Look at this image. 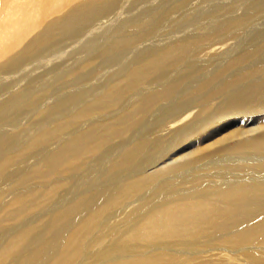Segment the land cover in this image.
Here are the masks:
<instances>
[{
    "label": "rangeland",
    "instance_id": "obj_1",
    "mask_svg": "<svg viewBox=\"0 0 264 264\" xmlns=\"http://www.w3.org/2000/svg\"><path fill=\"white\" fill-rule=\"evenodd\" d=\"M40 1L0 0V253L17 239L21 245L0 264L35 252L34 264L58 262L52 257L60 260L64 240L100 204L72 263L91 264L133 223L186 189L222 182L209 186L215 194L252 177L250 155L229 154L223 142L203 149L230 131L231 146L264 133V95L245 105L243 99L248 87L264 84V73L240 78L264 66V5L253 13L261 0H98V12H84L86 19L62 31L56 18L87 0H47L44 10ZM38 10L45 14L36 16ZM50 22L56 27L45 29ZM41 32L49 42L26 51ZM180 41L183 51H173L172 65L159 57ZM220 44L231 47L211 53ZM243 55L248 59L238 63ZM151 60L158 62L154 69ZM191 111L196 115L185 127L166 131ZM88 131L93 136L81 141L79 133ZM75 143L83 146L72 152ZM138 145L144 150L127 162ZM57 151L61 163L51 169ZM232 165L240 167L237 174ZM117 193L122 202L110 204ZM75 202L87 204L75 211ZM183 260L173 255L164 264Z\"/></svg>",
    "mask_w": 264,
    "mask_h": 264
},
{
    "label": "bare ground",
    "instance_id": "obj_2",
    "mask_svg": "<svg viewBox=\"0 0 264 264\" xmlns=\"http://www.w3.org/2000/svg\"><path fill=\"white\" fill-rule=\"evenodd\" d=\"M53 1H55V0H53ZM41 2L42 1H40V3ZM97 2H99V1L98 0H87L86 4L79 5L78 7L68 11L67 14H65L61 18H56L57 20L62 19V21L57 24L58 27H56L55 24H52L50 22L45 27V29L48 26H51V28H52L53 25L60 31L71 28L73 25L77 24L78 20L86 19L84 12H88V10L94 12L92 14H95L96 12H98L95 9H93L96 7L95 4ZM58 3H60V2H58ZM44 4L45 5L48 4L47 0H43V2L41 4V6H42L41 10H44V8L46 7ZM50 5H52V4H50ZM263 5H264L263 0H261L260 3H256L254 6V12L253 13L260 10L263 7ZM110 7H112V5ZM27 8H28V6H27ZM48 8L50 9V7H48ZM48 8H47V10H48ZM51 8H52V6H51ZM38 9H40V7ZM35 12L36 13L40 12L38 15L35 14L36 16H39V17H42V13L45 14L44 13L45 11L43 12V11L38 10ZM27 15H28V13H27ZM27 15H26V17H27ZM90 18H92V17H90ZM55 22H57V21L55 20ZM79 22H81V21H79ZM54 26H53V28H55ZM73 27H72V29H73ZM49 33H51V32H49ZM38 37L40 38L39 41H37V39H33V41L30 42V44L28 43L29 45L27 44L28 46H27L26 51L30 52V51H32V48H30V47L39 46V43H37V42H40V45H42L44 42L48 41V38L45 37V32L39 33ZM38 37H36V38H38ZM127 39H128V37L126 39H124V41L126 42ZM262 40L264 41V38H262ZM115 44H116V46L125 45V44L118 42V41ZM182 44H185V42L180 41L176 44H172L173 46H170V49L168 50L169 52H164L163 54H160L159 57L162 60H168L167 63L172 65V63L176 61V59H174V60L172 59L173 58L172 55L174 54L173 51L177 52V54L179 55L180 51H183V47L179 46ZM213 46H212V48L210 47V51L213 54L222 53L224 51H227L228 48L231 47L230 44H220V45H217L214 47ZM173 47H175V48H173ZM37 51H39V50H37ZM254 51L251 52V56H253V57L256 54L255 53L256 51L255 52ZM27 53L28 52H26V54ZM243 56H244V58L239 59L238 63H241V61H243V60H247L249 57V55H247L248 57H246L245 55H243ZM148 58L150 60L151 56H149ZM157 64H158L157 61L155 63H154V61H152V66L150 65L151 66L150 68L154 69L156 66H158ZM262 64H264V63H262ZM254 66H255V64H254ZM139 73L140 72H136V74H139ZM261 73H264V66H262V65L259 66V68H255V69H253V71H251L245 75H242L240 78L244 79L247 76L251 77V76H254L257 74H261ZM236 77L237 76H235V78ZM248 78L249 77H247V79ZM204 85H203V87H205ZM263 85L261 84V85L256 86L254 84V85H251L250 87L247 88V91H246L247 97L243 98L245 100L244 105L249 102L248 100H252L249 98H252L255 95H260V96L264 95V86ZM222 86H221V88H222ZM169 87H168L169 90L173 89L172 86L170 88ZM218 89L220 90V85H219ZM125 90H127V88ZM260 96H258V97H260ZM236 100H238V98L231 100V102H232L231 104L232 105L235 104ZM142 102L144 103V105L145 104L147 105L146 102H148V101L144 100ZM241 104L242 103H240V108H242ZM138 105H140V103ZM87 111H89V110H87ZM194 115H196V114H194V112L191 111L185 115H181V116L175 118L166 127L167 128L166 131H170L172 129L182 127V126L185 127V125L183 123L184 122L186 123L188 120L190 121L192 118H194ZM63 126H65V125L63 124L62 126L55 128L53 133H51V134L57 133V131H59V129ZM235 134L236 133L234 131H230L226 135L219 137L218 139H215V141L213 143L205 146V148L203 150L211 149L213 147V145H216L218 142H220L221 144H223V143L228 144L226 151L229 152V154L231 152L234 155L235 154L250 155L252 157V160H249L250 162H252L251 166H250V170L252 169L251 172L253 174L252 177L250 176L249 179H241L240 181H238L235 184H229V187H224V186L220 187L219 186V188L221 190L217 189L218 191L216 190L217 193H215V194H213L214 192L209 193V190H208L209 186H213V184H216V186H217L218 183H222V182H212L213 184H206L205 186H203L199 190L198 189L196 191L194 190V192L191 189H190L191 191L189 189H186L181 196H178L177 198L173 199L169 203L161 204L159 206H155L153 208V210H151L146 216L139 219L137 222L133 223L129 227V229L123 233L122 238L118 237L119 239L115 240L114 243H112L109 247H107V249H104L100 255L103 257L102 259L101 258H95L94 261H90V263L91 264H164V263H166L168 258H171V256H173V255H176V256H184L185 257V261L183 260V262H182L184 264H189L190 262H193V264H219V263H221V264H264V133L261 134L260 136L252 137L251 139H249L247 141H242V142L239 141V142H237V144H232V146H231V145H229V142L233 138L236 137V136H234ZM84 135L86 136L87 139H88V137L93 136L92 134H89V131H88V133L87 132L79 133L78 138H80L81 141H85V138L83 139V137H82ZM213 138H215V137H213ZM104 141H106V140H104ZM232 141H234V140H232ZM102 142H103V140H102ZM102 142H100V143L102 144ZM80 143H82V142H80ZM80 143H79V145H76V143L73 144V147H75V148L71 151L73 152L74 150L78 149V147H80L82 145V144L80 145ZM93 143H90V144H93ZM95 143H97V142H95ZM96 146H98V144ZM92 148H94V145L92 147H90V151L92 150ZM80 149H82V148H80ZM87 150H88V152H90L89 149H87ZM143 150H144V147L142 145H138L137 147L134 146V148L132 149L130 154H127V162H128V160H133L135 158L136 154H140V152H142ZM65 152L68 153L67 150H65ZM72 152H70V153H72ZM76 154H78V153H76ZM205 154H206V152H205ZM58 155H59V152L57 151L55 153V155L52 156V158L50 159V161L47 164V166H49V168L54 163H59V164L61 163L58 159ZM209 156H210V153L206 157H209ZM62 157H64V155ZM206 157H205V159H206ZM195 158L197 159L198 155L195 156ZM71 159H72V157L71 158L69 157V160H71ZM199 159H203V158L200 157ZM60 160L62 161L61 158H60ZM66 160H67V158H65V161ZM198 160L194 161V162H199ZM208 160H206L204 163H206ZM120 162H122V161L119 160L115 164V167ZM254 162H257V163H254ZM67 163H69V162L67 161ZM235 164H237V161L235 162ZM200 166H202V165H200ZM226 168H228V167H226ZM51 169H52V167H51ZM238 169H240V167L234 168L232 165L230 170H231V172H234L237 174V172H239ZM51 171H53V170H51ZM248 171H249V169H248ZM136 183L137 182L130 184L129 190L130 189L135 190V188H137V187L134 186V184H136ZM186 183L190 184V182H186ZM239 183H241V184H239ZM219 185H221V184H219ZM120 189H122V188H120ZM133 190L130 191V198H133V196L137 192V190H135V191H133ZM114 195L109 200L110 204L116 203L118 200L121 201V198L118 199V193L114 194ZM130 198H128V200ZM93 199H95V198H93ZM23 204H26L25 201H23ZM85 204H87V203H83L80 205L77 204L76 206L73 207V210L74 209H75V211L84 210L85 207L83 205H85ZM102 208L103 207H100V204L97 205L96 208H94L92 211H90V213H88L89 215L86 217V219L83 221V223L79 222L76 224L73 231L70 233V235L67 237V239L64 240V242L62 244V248H61L62 251H60L61 256H58V257H60V260L57 257H55L56 256L55 255L52 258L56 259L58 262L49 261L48 264H72L74 262V260H76L79 257L80 245H81V242L84 238V235L87 234L86 232L90 228H92L94 224H96L95 220H96L97 216H99L102 213V212H100V210ZM135 208H136V206H135ZM133 212H134V210H131L129 212V215L133 214ZM125 217H126V215H125ZM56 218L59 221L63 222L65 217L62 214H59L58 217H56ZM91 231H92V229H91ZM26 234L27 233L25 232V234H21L20 236H22V235L27 236ZM18 238H20V237H18ZM45 241H47V240H45ZM41 242L43 243V241H41ZM95 243L97 244L98 242H95ZM19 245H20V242L18 239H17V241L14 242L13 245H9L8 249L5 250V253L4 252L0 253V261H2L4 257L9 258V256L14 253L15 249H17V250L19 249L18 248ZM99 245H100V243H99ZM15 252H17V251H15ZM39 257H40L39 252L38 253L35 252V253H33V255L31 253V255H28L27 257H25L24 260L20 259L15 264H25V262H30V263L34 264L35 262H37L39 260ZM157 257H158V259H157Z\"/></svg>",
    "mask_w": 264,
    "mask_h": 264
}]
</instances>
